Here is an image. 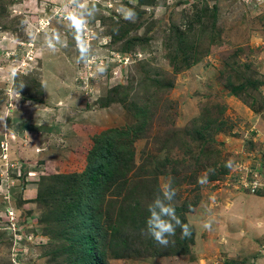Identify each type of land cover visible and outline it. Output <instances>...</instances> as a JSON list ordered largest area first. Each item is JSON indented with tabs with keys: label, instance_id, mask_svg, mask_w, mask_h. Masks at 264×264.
I'll return each instance as SVG.
<instances>
[{
	"label": "rangeland",
	"instance_id": "1",
	"mask_svg": "<svg viewBox=\"0 0 264 264\" xmlns=\"http://www.w3.org/2000/svg\"><path fill=\"white\" fill-rule=\"evenodd\" d=\"M97 9L86 66L61 0H0V264H61L44 232L58 226L46 223L48 203L76 195L96 133L129 127V170L99 183L101 221L135 196L145 215L171 181L193 237L179 255L142 235L145 223L118 231L129 249L105 229L104 264H264V0H99ZM52 29L67 47L47 49Z\"/></svg>",
	"mask_w": 264,
	"mask_h": 264
},
{
	"label": "trees",
	"instance_id": "2",
	"mask_svg": "<svg viewBox=\"0 0 264 264\" xmlns=\"http://www.w3.org/2000/svg\"><path fill=\"white\" fill-rule=\"evenodd\" d=\"M111 27L114 28L113 24ZM134 42L136 41L134 40ZM127 45L125 48L130 49L132 47L131 41H127ZM247 82L249 80L239 83L232 90L235 92L244 90ZM140 114L143 120H141L139 127H142L147 122L146 116L148 114L145 111H140L138 116ZM129 129H118L120 132L110 133V136L109 134L104 135V130L98 132V134L96 133L94 135V144L96 145L90 149L91 151L89 150L90 153L87 155V159L90 162L85 165L82 172L84 176L79 174L83 178H80L75 186L74 192L76 195L72 197L68 195L66 198L62 197V199L57 200L52 197L51 203H48L51 219L46 223L54 226L58 225L56 232L49 231L48 226L44 229V232L49 237L48 243H55L52 260L55 259L61 264H104L107 256L105 250L101 247V231L107 229L118 234V231L122 230L126 225L136 229L145 223L148 213L141 215V200L137 196L132 197V201L128 203L114 206L111 210L108 208L110 216L105 219L106 226L104 225L105 222L103 223L100 219L105 213L102 209L104 195L100 191V180H105L106 185H108L106 180L112 174H115L118 168L123 171L125 169L129 170L126 167L129 166L132 149L130 148V143L123 140V136L129 135ZM133 131H136V129ZM121 191L123 190L119 192ZM96 230L100 231V243L93 236V232ZM83 231L86 232L85 235H81ZM180 232L181 230L177 228L176 235L171 238L174 240L171 245L173 254H186L189 249L187 237H179ZM192 237L193 231L190 240H192ZM126 238H122L119 235L120 241L117 245L122 246L127 243L126 249H129L130 239ZM56 240H62V242L57 246ZM48 243L46 246L49 245ZM159 252V250H155L154 255Z\"/></svg>",
	"mask_w": 264,
	"mask_h": 264
},
{
	"label": "clouds",
	"instance_id": "3",
	"mask_svg": "<svg viewBox=\"0 0 264 264\" xmlns=\"http://www.w3.org/2000/svg\"><path fill=\"white\" fill-rule=\"evenodd\" d=\"M98 2L99 0H61L62 20L65 22V27L73 34L75 46L79 53L78 62H83L86 66L96 59L92 46L95 34L90 30V25L98 11ZM120 12L125 20L134 21L135 12L132 9L122 7ZM29 35L32 36L33 34L29 33ZM44 43L51 52H55L58 46H68L67 40L55 29L45 34ZM96 71L102 74L105 68L98 64ZM23 86L21 85V88ZM1 150L4 149L1 148ZM227 166H232L231 161L228 162ZM199 182L204 183V180L201 179ZM175 196L176 189L172 186L171 181L162 183L152 201L147 205L149 215L146 218L145 227L141 229L142 235L151 237L159 246L164 248L174 243L171 238L176 235L177 228L181 230L182 237H190L192 234L190 218L185 223L176 213ZM10 215L13 216L12 213ZM211 227V222L202 224V228L205 230H210Z\"/></svg>",
	"mask_w": 264,
	"mask_h": 264
},
{
	"label": "crops",
	"instance_id": "4",
	"mask_svg": "<svg viewBox=\"0 0 264 264\" xmlns=\"http://www.w3.org/2000/svg\"><path fill=\"white\" fill-rule=\"evenodd\" d=\"M263 218H264V216H263Z\"/></svg>",
	"mask_w": 264,
	"mask_h": 264
}]
</instances>
